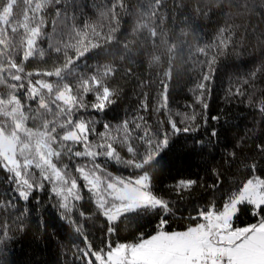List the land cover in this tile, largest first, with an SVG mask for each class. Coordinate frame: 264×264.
I'll return each mask as SVG.
<instances>
[{
    "label": "snow or ice",
    "instance_id": "1",
    "mask_svg": "<svg viewBox=\"0 0 264 264\" xmlns=\"http://www.w3.org/2000/svg\"><path fill=\"white\" fill-rule=\"evenodd\" d=\"M28 235L54 264H264V0H0V264Z\"/></svg>",
    "mask_w": 264,
    "mask_h": 264
},
{
    "label": "trees",
    "instance_id": "2",
    "mask_svg": "<svg viewBox=\"0 0 264 264\" xmlns=\"http://www.w3.org/2000/svg\"><path fill=\"white\" fill-rule=\"evenodd\" d=\"M91 5L93 0H87ZM254 42V41H253ZM261 55V49L251 46L248 47L244 55L240 58L241 61L247 62V67L252 66L254 60L258 61ZM239 63V61H238ZM244 63H240V69L243 71ZM235 71L232 62H228L220 67L217 73V87L214 93L213 105L220 109H226L231 119V124L234 125L226 132L227 136H232L243 132L245 127H251L252 115L248 112L245 105H239L235 102L226 104L224 96V87H227L228 76ZM195 74L188 72H181L171 82L172 99L176 102L173 107L177 105L183 106L185 102H189L193 98V83ZM127 87H131L129 83ZM159 87V84L156 85ZM126 103H135V96L129 94ZM57 246L55 240L35 239L32 235L24 236L14 245V260L16 264H54L57 259Z\"/></svg>",
    "mask_w": 264,
    "mask_h": 264
}]
</instances>
